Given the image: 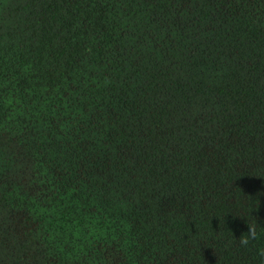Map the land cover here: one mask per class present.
<instances>
[{
  "label": "trees",
  "instance_id": "16d2710c",
  "mask_svg": "<svg viewBox=\"0 0 264 264\" xmlns=\"http://www.w3.org/2000/svg\"><path fill=\"white\" fill-rule=\"evenodd\" d=\"M262 249L264 0H0V264Z\"/></svg>",
  "mask_w": 264,
  "mask_h": 264
},
{
  "label": "clouds",
  "instance_id": "9594fccd",
  "mask_svg": "<svg viewBox=\"0 0 264 264\" xmlns=\"http://www.w3.org/2000/svg\"><path fill=\"white\" fill-rule=\"evenodd\" d=\"M256 238V229L254 226L249 224V230L247 232V235H243L238 241L240 246L246 247L250 240H253ZM260 254L264 255V249L260 250Z\"/></svg>",
  "mask_w": 264,
  "mask_h": 264
}]
</instances>
